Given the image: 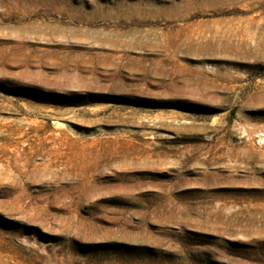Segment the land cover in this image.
<instances>
[{
	"label": "rangeland",
	"instance_id": "1",
	"mask_svg": "<svg viewBox=\"0 0 264 264\" xmlns=\"http://www.w3.org/2000/svg\"><path fill=\"white\" fill-rule=\"evenodd\" d=\"M0 264H264V0H0Z\"/></svg>",
	"mask_w": 264,
	"mask_h": 264
}]
</instances>
